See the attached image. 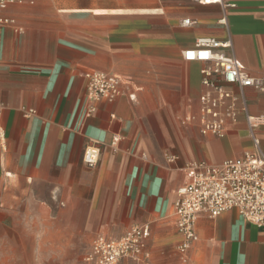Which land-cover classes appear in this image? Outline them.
Masks as SVG:
<instances>
[{
	"label": "crops",
	"instance_id": "0c3cea01",
	"mask_svg": "<svg viewBox=\"0 0 264 264\" xmlns=\"http://www.w3.org/2000/svg\"><path fill=\"white\" fill-rule=\"evenodd\" d=\"M8 16L16 24L0 28V264H85L99 237L134 225L151 229L152 264H264V227L238 211L201 214L185 254L173 215L189 165L254 149L243 118L225 138L182 124L199 113L207 66L184 53L230 42L225 52L263 77L264 0H35ZM92 72L120 79L115 102L88 99ZM247 97L264 114V93ZM256 136L264 154V127ZM89 146L101 151L94 168L83 160Z\"/></svg>",
	"mask_w": 264,
	"mask_h": 264
},
{
	"label": "built area",
	"instance_id": "2783aa9c",
	"mask_svg": "<svg viewBox=\"0 0 264 264\" xmlns=\"http://www.w3.org/2000/svg\"><path fill=\"white\" fill-rule=\"evenodd\" d=\"M34 1L0 0V28L15 26V20L8 16L12 6L33 4ZM230 47V42L203 40L195 49L184 53L186 61L207 66L202 70L203 93L199 98V113L186 116L182 124L198 123L203 136L225 138L230 126L237 125L243 118L254 149L241 158L220 165L193 163L187 167L188 181L177 191L173 212L183 240L182 254L197 240L195 227L201 214L216 218L236 210L251 226L264 227V154L256 136L264 127V114H253L247 97L249 89L264 93V76L252 75L238 58L226 53ZM87 78L90 101L115 102L121 96V82L117 76L92 72ZM100 156L99 148L89 146L84 151L83 160L88 167L94 168ZM150 236L148 225H134L120 238L99 237L85 257V264H152L146 250Z\"/></svg>",
	"mask_w": 264,
	"mask_h": 264
}]
</instances>
